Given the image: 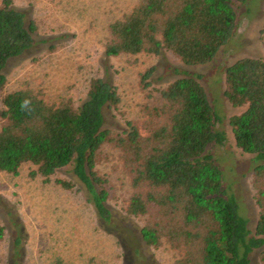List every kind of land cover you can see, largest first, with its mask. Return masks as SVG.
I'll return each instance as SVG.
<instances>
[{"label": "trees", "instance_id": "1", "mask_svg": "<svg viewBox=\"0 0 264 264\" xmlns=\"http://www.w3.org/2000/svg\"><path fill=\"white\" fill-rule=\"evenodd\" d=\"M237 7L236 0H137L108 24L103 53L167 50L186 65L208 63L234 43ZM37 29V22L12 0H0V89L8 62L36 45ZM259 32L264 50V26ZM221 68L222 95L232 106L243 107L228 117V124L235 145L251 155L257 206L253 228L214 157L226 132L212 106L217 101L219 108L212 83L204 84L203 74L196 71H181L158 90L159 104L153 110L157 123L147 135L130 121L123 134L105 125L107 111L117 109L121 97L116 85L102 76L88 80L77 104L67 96L47 100L32 87L7 92L0 111V171L17 174L29 165V177L47 182L68 167L75 181L57 178L55 183L67 190L79 183L97 215L110 222V183L97 169L100 148L110 143L122 151L135 188L123 210L144 217L139 234L146 245L167 244L178 253L169 264H252L256 252L264 264V57H239ZM151 72L147 68L141 73L144 84ZM4 236L0 223V242ZM19 241L17 235L16 246ZM54 263L65 264L59 257Z\"/></svg>", "mask_w": 264, "mask_h": 264}, {"label": "rangeland", "instance_id": "2", "mask_svg": "<svg viewBox=\"0 0 264 264\" xmlns=\"http://www.w3.org/2000/svg\"><path fill=\"white\" fill-rule=\"evenodd\" d=\"M136 1L12 0L13 6L37 22V43L6 65L0 111L2 97L24 87L40 90L47 100L67 96L77 104L84 97L88 80L102 76L116 85L121 97L119 107L107 111L105 125L113 133L123 134L128 129L126 121H130L147 135L157 123L153 110L159 104L158 90L181 71L199 72L204 84L212 83L210 88L219 99V108L217 101H212V106L221 117L219 127L226 132L214 157L253 228L257 206L250 181L251 155L235 145L228 124V117L243 107L232 106L222 95L223 73L218 68L239 57H264L259 32L264 26V0H236L239 20L234 43L219 51L212 61L197 65H186L167 50L158 54L104 55L108 24ZM147 68L152 72L144 84L141 73ZM2 121L0 117V125ZM29 168L22 165L17 174L0 171V223L5 228L0 264H55L58 257L65 264H169L174 259L177 252L167 244L154 248L141 240L143 216L125 214L126 199L135 188L118 147L102 145L97 161V169L110 183V222L97 215L79 183L68 190L55 183L57 178L75 181L68 167L55 171L47 182L42 177H29ZM17 235L20 241L16 246ZM252 264H259L258 252L252 256Z\"/></svg>", "mask_w": 264, "mask_h": 264}]
</instances>
